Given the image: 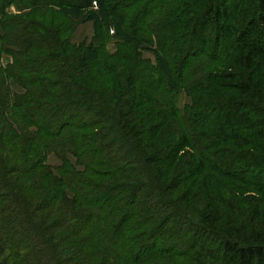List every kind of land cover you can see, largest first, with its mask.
<instances>
[{
    "label": "trees",
    "instance_id": "1",
    "mask_svg": "<svg viewBox=\"0 0 264 264\" xmlns=\"http://www.w3.org/2000/svg\"><path fill=\"white\" fill-rule=\"evenodd\" d=\"M0 24V264H264V0H0Z\"/></svg>",
    "mask_w": 264,
    "mask_h": 264
},
{
    "label": "rangeland",
    "instance_id": "2",
    "mask_svg": "<svg viewBox=\"0 0 264 264\" xmlns=\"http://www.w3.org/2000/svg\"><path fill=\"white\" fill-rule=\"evenodd\" d=\"M84 17H89V16H84ZM93 34V33H92ZM113 41H111V44H109V50L112 51L113 50ZM143 56L146 58H149L153 63L156 62V57L155 54L152 50H150V48H148L147 50H145L143 52ZM11 90L13 91V89L11 88ZM14 92V91H13ZM173 102L175 105H177L179 107V110L181 113H184V110L187 106L188 103H190V97L187 96L186 92L184 90H180L173 99ZM70 162H72L74 165L76 164V160L74 158V156H72L71 154L67 155ZM49 165H51L52 167H57V165H59L61 163V160L55 155V154H51L48 156L47 161H46ZM76 168H81L79 166H76Z\"/></svg>",
    "mask_w": 264,
    "mask_h": 264
},
{
    "label": "crops",
    "instance_id": "3",
    "mask_svg": "<svg viewBox=\"0 0 264 264\" xmlns=\"http://www.w3.org/2000/svg\"><path fill=\"white\" fill-rule=\"evenodd\" d=\"M93 31H94V22L92 20H86L76 27V29L71 34L70 39L73 42H80L83 40L89 41ZM2 34H3V29L0 24V36H2ZM1 60L3 62H6L7 60H9V56L4 54L2 55ZM10 88H12L14 92L22 91V88L13 81L10 82Z\"/></svg>",
    "mask_w": 264,
    "mask_h": 264
},
{
    "label": "built area",
    "instance_id": "4",
    "mask_svg": "<svg viewBox=\"0 0 264 264\" xmlns=\"http://www.w3.org/2000/svg\"><path fill=\"white\" fill-rule=\"evenodd\" d=\"M92 4H93V5H95V4H96V2H95V1H93V2H92ZM110 33H113V31L111 30V31H110Z\"/></svg>",
    "mask_w": 264,
    "mask_h": 264
}]
</instances>
